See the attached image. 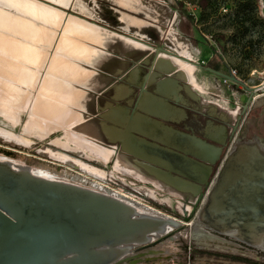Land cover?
Instances as JSON below:
<instances>
[{
    "label": "rangeland",
    "instance_id": "1",
    "mask_svg": "<svg viewBox=\"0 0 264 264\" xmlns=\"http://www.w3.org/2000/svg\"><path fill=\"white\" fill-rule=\"evenodd\" d=\"M27 1L29 3L0 0V157L88 188H92V181L125 194L152 210L179 219L185 205L182 195L165 189L157 180L130 166L134 175L129 171L131 175L114 170L113 163L124 159L120 156L100 162L87 154L86 145L101 144L95 143L93 137L80 135L81 128L90 127L92 122L85 118L89 116H81L79 112L80 92L75 85L82 78V70L87 69L84 65L94 67L102 57L87 60L72 57L71 49L57 51L62 39L69 40L75 47L84 43L81 40H87L78 34L63 35L65 14L71 16L67 22H72L70 26L77 33L89 25H81L76 17H85L87 22H94L119 35L140 33L144 42L153 48L185 53L193 62L212 69L219 67L221 70L218 71L223 73L236 71L238 79L255 88L264 84V13L261 0H205L207 6L204 10L199 7L201 0H66L62 5L65 9L58 8L64 14L55 10L59 16L51 15L49 19L36 12L40 10L38 8H45V15H48L46 9L50 8L41 0ZM20 2L24 4L23 8L18 6ZM119 20L125 27H134L125 33ZM104 48L123 54L135 50L110 34L105 37ZM152 52L145 49L144 53ZM65 67L75 71V77L65 75L70 87L63 86ZM193 77L199 86L196 91L200 92L203 100L210 102L214 119H233L230 113L234 108L233 93L241 101H247L248 94L241 86L227 88L221 84L218 87L221 78L195 67L193 76H190L192 82ZM41 81L49 82L48 88L51 87L43 94L40 92ZM54 106L66 110L69 115L67 121L59 123L48 117L45 110ZM78 163L95 169L96 174L84 172ZM125 164L130 165L127 161ZM75 176H82L87 181L82 182ZM185 209L190 211L188 206ZM183 236L187 244L191 241L200 247L191 252L189 261L177 241H166L162 246L163 258L140 264H264L263 254L232 242L191 240L189 234Z\"/></svg>",
    "mask_w": 264,
    "mask_h": 264
},
{
    "label": "water",
    "instance_id": "2",
    "mask_svg": "<svg viewBox=\"0 0 264 264\" xmlns=\"http://www.w3.org/2000/svg\"><path fill=\"white\" fill-rule=\"evenodd\" d=\"M40 2L58 9L50 2ZM143 43L154 51L149 70L159 72V77L173 72L177 77H185L178 68L169 66L172 58H179L243 88L248 98L231 132L234 136L242 117L258 101L253 99L256 88L232 76L229 70L223 73ZM167 87L166 82H159L156 94L165 98ZM141 90L147 92L145 83ZM259 100L264 101V97ZM154 110L160 109L148 103L139 111L156 116ZM263 119L258 126L264 125ZM133 131L131 128L128 132ZM192 141L189 156L202 164L199 168L210 171L224 145L210 144L196 137ZM75 178L87 181L82 176ZM90 183L92 188H87L0 157V264H123L135 246L151 245L156 239L187 227V218L178 220L110 188ZM196 214L197 222L208 230L219 234L235 231L241 242L261 243L264 238V146L258 139L235 143L224 157ZM142 262L137 259L129 264Z\"/></svg>",
    "mask_w": 264,
    "mask_h": 264
},
{
    "label": "flooded vegetation",
    "instance_id": "3",
    "mask_svg": "<svg viewBox=\"0 0 264 264\" xmlns=\"http://www.w3.org/2000/svg\"><path fill=\"white\" fill-rule=\"evenodd\" d=\"M137 51L139 50H131L128 56L133 57L138 54L140 57H144L150 54L144 53L145 50L140 53ZM153 56L154 52L149 59L150 64L147 67L146 64L142 65L146 70L140 75L141 77L139 79L131 77L132 87L135 91L134 93L137 95L139 93H141V95L144 94V91L141 90V86L144 83L148 93L153 94L154 96L157 95L156 85L159 83L161 78L159 76L161 75L157 71L149 70L153 61ZM174 62L171 60V64ZM109 65L111 66V68L109 66V70L120 69L125 66V62L111 61ZM131 65L132 64L130 63V66ZM181 70L183 69L181 68ZM114 76L115 77L110 79L113 84L117 83V77H119L117 74ZM180 81H182V78ZM181 84H184V81H182ZM181 95L185 100L188 99L185 89H182ZM170 97L171 96L169 95L165 98L161 96V98H164L172 108L167 107L164 108L163 111L162 109L154 110L156 116L138 110L139 114L145 117V127L140 130V134L138 135L143 141L141 143V151L134 153V156H132L119 149L118 154H120L131 167L140 172V174L158 181L162 178L168 182L165 184L167 188L182 195L185 205L182 206V215L179 216L178 220L182 221L184 218H187L189 221L186 228H181L169 233V235L160 237L151 245L135 246L131 253L124 258L126 261L123 264H129L137 259L145 262L151 259L163 258L165 254H161L164 253L162 246L166 241H177L184 253L188 255L186 260L189 261L191 259V252L198 250L200 247L191 241L187 244L184 240L183 234H189L191 240L200 238L206 241L217 240L232 242V244H236L241 248L264 255V238L259 245L255 243L241 242L237 239L235 231L219 234L206 229L204 225L197 222L196 214L204 197L210 190L216 174L222 166L224 157L230 152L235 143L238 141H252L253 139H258L261 145L264 146V125L258 126V122L264 118V101L259 100L261 96L256 98L258 101H256L251 110L242 117L234 136H231V132L237 124V116L239 114L231 120H228L225 117L216 119V122L225 128L227 135L225 137L219 136L215 138L208 132L210 125L213 123V118L211 115H204L196 111V109L199 108L198 102L195 101L189 107H185L179 102L181 100L179 96ZM190 100L191 102L193 101L192 99ZM183 108L185 109V114L181 111ZM92 121L94 123L97 122L98 119H92ZM193 137L210 144L217 145V143H222L224 145L219 160L215 165L211 166L210 171L208 172L207 170L199 168L198 165L202 164L197 160H192L189 156V153L193 150ZM135 161H138L139 164ZM147 165L159 168L163 173H152V169L148 168ZM174 178H179L183 182H178ZM199 199L201 202L199 201L200 203L197 206L196 202ZM187 206L190 208L189 212L185 209ZM195 206L197 207L195 208ZM183 211H185L186 214H184ZM170 238H174V240H171ZM155 255L159 256L154 257Z\"/></svg>",
    "mask_w": 264,
    "mask_h": 264
},
{
    "label": "crops",
    "instance_id": "4",
    "mask_svg": "<svg viewBox=\"0 0 264 264\" xmlns=\"http://www.w3.org/2000/svg\"><path fill=\"white\" fill-rule=\"evenodd\" d=\"M65 1L63 2V4H65ZM52 4H54L60 9L61 8L65 9V7L62 5H57L55 3H52ZM261 5H262V11L264 13V0H261ZM54 10L58 11L59 13L64 14V12L59 11L58 9H54ZM76 15H79V14H76ZM69 17L71 16L68 14H65V18L63 22V29L65 32L63 33V35L78 34V35L84 36V38L87 40L92 39L94 41L93 43H90V42H87V40H81L84 43L81 42L80 47H77V46L75 47L71 45L69 40L62 39L60 40L61 44L57 47V51L71 49V51L74 53L72 54V57L77 56V57H83V59L88 58L87 60H92L93 57L96 59H98L99 57H102L99 60L100 62L94 67L86 65V64L84 65L85 68L87 69L82 70L83 72L81 76L82 78L80 79L79 84L75 85V86H78L79 92H80L79 112L81 113V116H84V115L89 116L85 118H88L92 122L90 124L91 125L90 127H87V128L83 127V129L81 128V132L82 131L83 132L80 135H82L83 137H86V136L93 137L92 140L95 143L98 142L99 144H101L99 146L105 148L108 151L111 150L110 152L112 153L113 159H116L117 158L116 156H120L123 159V157L118 154L119 149L126 154L134 156L133 155L134 153H138L142 149L141 143L143 141L138 135L140 134V130H142L145 127V122H143L144 117L141 114H139L138 110L144 109L148 103L153 104L155 106L157 105V108L162 109V110H164V108L171 107L170 104L164 98H161V96H157V95L154 96L153 94H150L148 92H143L144 93L143 95H141V93L137 95L136 93H134L135 91L133 90V87H132L131 77H134L135 79H139L141 77L140 75L144 73V71L146 70L145 68H143L142 65L146 64V67H147L150 64L149 59L152 57L153 52L150 53L148 56H144V57H140V55L138 54L134 55L133 57H129L127 53L123 54V53H120L121 51L119 52L118 50L107 51L104 48V46H105V37L108 34L118 38L119 41H122L132 46L133 49L135 50L136 49L145 50V49H141L140 47L135 46L134 44L131 45V43L125 37L127 35H119V34L110 32L107 29L102 28L101 26L81 20L80 18L79 19H80L81 25L83 24L87 26L89 25L88 28L83 26L84 28H82L81 32L79 33H77L76 29H73V28L66 30L65 25L72 23V22H67V21H70ZM82 18H85V17H82ZM119 21L123 23L121 20ZM123 25L124 26L122 30L125 33H128L129 28L134 27V25L129 26L128 30H126L124 23ZM139 35L141 34L135 33L132 36L139 38ZM142 40L144 41V39ZM71 46H73V48H71ZM176 54L179 55L178 52H176ZM162 58H165V57H162ZM111 61L125 62V66L121 67L120 69L117 68L114 70L112 69L109 70L111 68V66L109 65ZM172 62L174 61L172 60ZM130 63L132 64L131 66H130ZM174 65H177V64H175V62L171 64V66H174ZM169 66L166 65L165 68L168 69ZM67 69L68 68L65 67L62 74L64 76L68 74L71 76L74 75L75 77V71L71 72L69 69L68 70ZM178 69L182 71L185 75V77L182 78V81H184V84H181L182 82L180 81L181 78L177 77L175 72L169 73L167 75L164 74L163 77L160 78L159 82L164 81L166 82V85L168 86L167 87L168 91L166 95L171 96L170 98L179 96L181 99L179 102L185 107H189L190 105L193 104V102L196 101L199 103V108H197L196 111L204 115H207V114L211 115V111L209 108L210 102H206L205 100H203L200 92L196 91V89L199 86L197 82L195 81L194 77H193L194 80L192 82L190 77L185 71L181 70L180 67ZM214 70L218 71L221 69L217 67ZM112 74L114 75L117 74V76H119L117 77V83H114V84L111 83L110 79L112 77H115ZM66 78L67 76H65L64 78L63 86L71 85L69 81H66ZM182 89H185L187 93V97H188L187 100H185L184 97L181 95ZM58 92H60V90ZM213 92L216 93V91H213ZM217 93H218L217 95H219V92ZM263 97L264 95L261 96L260 98H263ZM189 98L192 99L193 101L191 102ZM238 98L241 101L239 96ZM241 102L244 105L245 101H241ZM136 104H138L137 107H135ZM183 109L181 111L183 114H185V109L184 110ZM133 110L135 112L133 114V117L131 118ZM230 113L233 114V119L239 114V112H234L233 108ZM92 119H98V121L93 123ZM131 128L134 129L133 133L128 132L129 129ZM208 132L210 133V135H212L215 138L219 136L225 137L227 135L225 128L222 127V125H220L218 122H216V119L214 120V118H213V123L210 125ZM124 162L126 163L125 159H123L121 163L124 165V167L129 172H131L134 175L133 171L130 169L131 166L126 165ZM135 162L139 164L138 161H135ZM147 167L152 169V173L157 174L158 171L163 173V171L159 170V168H156L150 165H147ZM158 182L165 189L167 188L165 184H167L168 182L166 180L161 178L160 181Z\"/></svg>",
    "mask_w": 264,
    "mask_h": 264
},
{
    "label": "bare ground",
    "instance_id": "5",
    "mask_svg": "<svg viewBox=\"0 0 264 264\" xmlns=\"http://www.w3.org/2000/svg\"><path fill=\"white\" fill-rule=\"evenodd\" d=\"M24 1V3L26 2V3H29L27 0H23ZM34 1V0H33ZM48 1H50V2H52V3H55V4H57V5H63V2L65 1V0H48ZM37 2V1H36ZM51 3V4H52ZM19 7H21V8H23L24 7V4L22 5V3L20 2L19 3V5H18ZM45 6H47V5H45ZM39 7V6H38ZM48 8H50V6H47ZM38 9H40V10H36V12H37V14L38 15H40L41 14V16L42 17H45L46 19H49L48 17L49 16H51V15H54V16H59L58 14L59 13H56V11L54 10L55 8H53L52 9V7L50 8V9H52V10H54V11H52V10H50V9H46L47 11H48V15H45L46 13H45V8H38ZM44 18V19H45ZM65 27H66V30H68V29H70V28H72V26H70V24H67V25H65ZM128 27H129V25H127L126 27H125V29L126 30H128ZM126 38H127V40L131 43V45L132 44H134L135 46H138V47H140L141 49H149V47L146 45V44H144L143 42V40L142 39H144V37L143 36H141V35H139V38H137V37H135V36H133V38H137V39H141L143 42H139V41H136V40H134V39H132L130 36H125ZM174 54H176V53H174ZM177 55V54H176ZM180 55V56H179ZM178 56L180 57V58H187V59H189V60H191L190 59V57L187 55V54H185V53H180ZM162 56H164V55H162ZM165 58H167V57H165ZM174 59V61H175V63L180 67V68H182L183 70H185V72L188 74V76L190 77V76H192V74H193V71H194V66H192V65H190V64H187V63H185L184 61H182L181 59H179V58H172V60ZM192 61V60H191ZM49 65V64H48ZM43 80V79H42ZM41 83H42V85H41V89H40V92L43 94V93H45V92H47V89H50L51 87H49L48 88V84H49V82H42L41 81ZM47 85V86H46ZM255 88H257V87H255ZM45 89V90H44ZM258 90H262V91H264V84H262V85H260V86H258V88H257ZM62 99H63V97H62ZM64 101L66 100V98L64 97V99H63ZM46 111V113H47V115H48V117L50 118V119H52V120H57V121H59V123H64V121L66 120L67 121V119H68V117H69V115H68V113L66 112V110H64L63 108H59V107H57V106H54V107H51V108H48V109H46L45 110ZM48 111V112H47ZM71 120V119H70ZM69 122V121H68ZM68 122H65V123H68ZM73 122V121H72ZM71 122V123H72ZM74 124V123H73ZM36 129V128H35ZM83 132V131H82ZM41 134V133H40ZM82 134V133H81ZM87 134V133H86ZM85 134V135H86ZM78 139V138H77ZM85 143V142H84ZM90 143V142H89ZM78 144H80V143H78ZM86 144V143H85ZM84 145V144H83ZM81 148V147H80ZM85 148H86V151H87V154L89 155V156H91V157H94L95 159H97V160H99L100 162H107L108 160H110L111 159V157H112V153L110 152V151H108V150H106L105 148H103V147H101V146H99V145H97V144H89V145H86L85 146ZM82 149H84V147L82 148ZM115 157V156H114ZM79 165H80V167L82 168V170H84V172H89V173H95V169H93V168H89V167H87V166H83V165H81L80 163H78ZM114 164V166H113V168H114V170H116V171H118V172H120V173H123V174H125V175H131L129 172H128V170L124 167V165L119 161V160H116L115 161V163H113ZM99 166H102V164H98ZM45 173V172H44ZM45 174H47V173H45ZM96 174V173H95ZM84 178V177H83ZM119 193V192H118ZM121 194V193H120ZM123 195H125V194H123ZM125 196H127V195H125ZM131 198V197H130ZM133 199V198H132Z\"/></svg>",
    "mask_w": 264,
    "mask_h": 264
},
{
    "label": "built area",
    "instance_id": "6",
    "mask_svg": "<svg viewBox=\"0 0 264 264\" xmlns=\"http://www.w3.org/2000/svg\"><path fill=\"white\" fill-rule=\"evenodd\" d=\"M229 72L231 73L232 76L236 77L237 78V72L236 71H233V70H229ZM221 84L223 86H226L227 88H230L231 86H233L234 84L231 83L230 81L228 80H225V79H221L219 84H218V87L221 86ZM258 88V87H257ZM256 88V92L254 93V97L253 99L255 100L257 97H260V96H263L264 95V91L262 90H258ZM233 97L235 99L234 101V112H240L241 111V108L243 106L242 102L239 100L238 96L236 95V93H233Z\"/></svg>",
    "mask_w": 264,
    "mask_h": 264
},
{
    "label": "trees",
    "instance_id": "7",
    "mask_svg": "<svg viewBox=\"0 0 264 264\" xmlns=\"http://www.w3.org/2000/svg\"><path fill=\"white\" fill-rule=\"evenodd\" d=\"M201 4L199 5L201 10H204L207 6V2L205 0H201L200 2Z\"/></svg>",
    "mask_w": 264,
    "mask_h": 264
}]
</instances>
